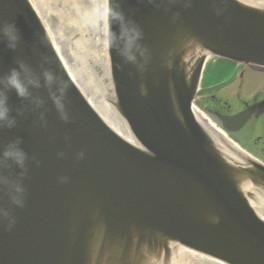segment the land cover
Listing matches in <instances>:
<instances>
[{"label": "water", "instance_id": "1", "mask_svg": "<svg viewBox=\"0 0 264 264\" xmlns=\"http://www.w3.org/2000/svg\"><path fill=\"white\" fill-rule=\"evenodd\" d=\"M8 23L20 40L11 50L0 35V78L23 63L41 87L26 100L8 91L17 123L0 130V153L19 139L28 160L0 169L24 188L17 207L0 185V264H170L174 248L264 264V165L229 151L193 109L208 58L264 71V5L0 0ZM126 41L134 60L120 55Z\"/></svg>", "mask_w": 264, "mask_h": 264}, {"label": "flooded vegetation", "instance_id": "2", "mask_svg": "<svg viewBox=\"0 0 264 264\" xmlns=\"http://www.w3.org/2000/svg\"><path fill=\"white\" fill-rule=\"evenodd\" d=\"M195 104L217 132L264 165V71L209 58ZM238 117L226 126L224 118Z\"/></svg>", "mask_w": 264, "mask_h": 264}, {"label": "clouds", "instance_id": "3", "mask_svg": "<svg viewBox=\"0 0 264 264\" xmlns=\"http://www.w3.org/2000/svg\"><path fill=\"white\" fill-rule=\"evenodd\" d=\"M116 19L122 20V16L117 14ZM134 31V30H133ZM0 35L3 36L7 42V46L11 50H15L19 40L20 34L15 23H8L0 26ZM138 36L139 33L137 32ZM119 38H124L123 32ZM111 40L109 45L111 47ZM129 42L126 41L124 48L120 51V55L126 60H134V56H130L127 53L130 52ZM43 85L49 89V96L55 105L56 110L60 113L61 119L68 120V114L66 112L64 103V87L57 83V77L54 72L45 69L42 72ZM41 87V77L34 74L27 65L21 63L18 67L11 69V71L0 78V130L4 128L12 129L16 126V119L12 116V109L9 106L8 91H14L17 97L21 100L32 99V88ZM33 103L39 107L43 102L39 99H34ZM43 118V117H41ZM83 153H81V157ZM28 156L24 149L21 147V141L19 139L9 143L4 147L2 153H0V169L6 164L10 163L15 165L21 171H26ZM11 184L13 195L10 197L11 201L17 207L23 206V194L24 188L21 183H13L6 180V178L0 174V185ZM14 221H10L9 227H11Z\"/></svg>", "mask_w": 264, "mask_h": 264}, {"label": "bare ground", "instance_id": "4", "mask_svg": "<svg viewBox=\"0 0 264 264\" xmlns=\"http://www.w3.org/2000/svg\"><path fill=\"white\" fill-rule=\"evenodd\" d=\"M243 1V0H242ZM254 3H256L257 5H264V1H255ZM205 68V67H204ZM204 68H203V72H204ZM202 72V75H203ZM200 90V87H199ZM195 115L197 117V119L203 123L204 127L206 129H208L209 131H213L211 129V124L208 123L203 116L199 115V113L196 111ZM214 133V138L220 141H223V145L229 150L234 152L233 149H235L236 151L241 153V150L236 147V145H234L230 140H226V139H222V138H217V134L218 136L220 135L219 132H212V134ZM216 134V135H215ZM223 137V136H222ZM224 138V137H223ZM236 151L234 153H236ZM237 152V153H238ZM243 154V153H241ZM245 160V159H244ZM174 255L172 257L171 263L170 264H225L223 262H220L218 260L212 259L210 257L198 254L196 252H192L190 250L187 249H183V248H174Z\"/></svg>", "mask_w": 264, "mask_h": 264}, {"label": "rangeland", "instance_id": "5", "mask_svg": "<svg viewBox=\"0 0 264 264\" xmlns=\"http://www.w3.org/2000/svg\"><path fill=\"white\" fill-rule=\"evenodd\" d=\"M243 1H246V2H250V3H254L255 1H264V0H243ZM256 4V3H254ZM201 113V112H200ZM201 115L203 116V114L201 113ZM204 117V116H203ZM240 147V146H239ZM243 151L246 152V150L243 148V147H240ZM247 153V152H246Z\"/></svg>", "mask_w": 264, "mask_h": 264}]
</instances>
